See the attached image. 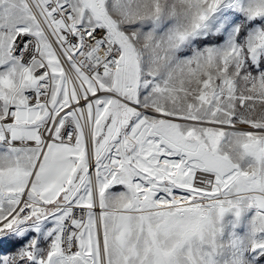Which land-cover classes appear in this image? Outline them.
<instances>
[{"label":"snow or ice","instance_id":"snow-or-ice-1","mask_svg":"<svg viewBox=\"0 0 264 264\" xmlns=\"http://www.w3.org/2000/svg\"><path fill=\"white\" fill-rule=\"evenodd\" d=\"M0 264H264V0H0Z\"/></svg>","mask_w":264,"mask_h":264}]
</instances>
